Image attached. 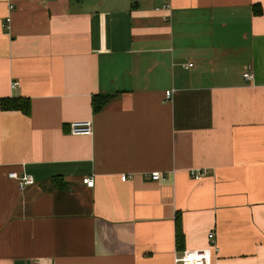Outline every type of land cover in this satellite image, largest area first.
Wrapping results in <instances>:
<instances>
[{
    "label": "crops",
    "instance_id": "crops-1",
    "mask_svg": "<svg viewBox=\"0 0 264 264\" xmlns=\"http://www.w3.org/2000/svg\"><path fill=\"white\" fill-rule=\"evenodd\" d=\"M3 99L0 264H264V0H0Z\"/></svg>",
    "mask_w": 264,
    "mask_h": 264
},
{
    "label": "built area",
    "instance_id": "built-area-1",
    "mask_svg": "<svg viewBox=\"0 0 264 264\" xmlns=\"http://www.w3.org/2000/svg\"><path fill=\"white\" fill-rule=\"evenodd\" d=\"M10 9L13 11L14 7L11 6ZM165 9H169V6L167 5ZM6 22L9 24L11 22V18L8 17ZM191 67H193L192 64L188 66L186 65L185 69H189ZM253 78V68L252 66H249L247 71L244 73V79L246 81H252ZM13 86H18V83H14ZM173 94L174 91H168L166 93L167 100H170L173 97ZM70 133L73 136H92L93 123L89 121L72 123ZM208 173V169H199L191 171L190 176L192 179L199 181L207 177ZM9 178L15 180L21 189L35 185L34 178L27 174L18 175L16 173H11L9 174ZM128 178V176L124 175L121 177V180L126 182ZM144 178L150 182H160L165 180V177L159 172L147 173L144 175ZM83 182L89 188L94 187V179L91 177L85 178ZM209 240L210 245L208 248L196 251H184L179 256H175L174 264H213L214 257L219 253V247L214 233L209 234Z\"/></svg>",
    "mask_w": 264,
    "mask_h": 264
},
{
    "label": "trees",
    "instance_id": "trees-1",
    "mask_svg": "<svg viewBox=\"0 0 264 264\" xmlns=\"http://www.w3.org/2000/svg\"><path fill=\"white\" fill-rule=\"evenodd\" d=\"M255 14H262L260 8L255 11ZM108 96H95L93 98V112L95 114L100 113L109 102ZM0 108L2 111H20L24 115L29 116L31 114V101L29 99H3L0 103ZM176 240L177 247H181V243L183 240V233L181 228L180 219L176 220Z\"/></svg>",
    "mask_w": 264,
    "mask_h": 264
}]
</instances>
